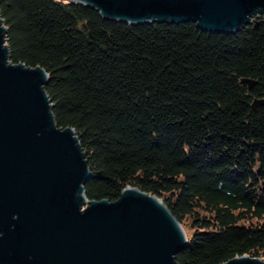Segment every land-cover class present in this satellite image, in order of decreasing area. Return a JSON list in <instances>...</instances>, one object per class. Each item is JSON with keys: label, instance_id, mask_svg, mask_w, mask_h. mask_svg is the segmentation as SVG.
<instances>
[{"label": "trees", "instance_id": "16d2710c", "mask_svg": "<svg viewBox=\"0 0 264 264\" xmlns=\"http://www.w3.org/2000/svg\"><path fill=\"white\" fill-rule=\"evenodd\" d=\"M0 14L9 59L48 73L56 123L86 153L89 200L157 195L189 239L176 264L264 259L263 16L210 32L67 0H0Z\"/></svg>", "mask_w": 264, "mask_h": 264}, {"label": "water", "instance_id": "95a60500", "mask_svg": "<svg viewBox=\"0 0 264 264\" xmlns=\"http://www.w3.org/2000/svg\"><path fill=\"white\" fill-rule=\"evenodd\" d=\"M67 1L131 24L193 21L210 32L264 17V0ZM6 31L0 14V264H176L189 239L157 195L127 186L116 200L87 198L86 153L75 130L56 123L48 73L10 60ZM221 264L264 259L242 255Z\"/></svg>", "mask_w": 264, "mask_h": 264}, {"label": "rangeland", "instance_id": "374dc122", "mask_svg": "<svg viewBox=\"0 0 264 264\" xmlns=\"http://www.w3.org/2000/svg\"><path fill=\"white\" fill-rule=\"evenodd\" d=\"M261 17H262V16H260L259 18H261ZM258 20H259V19H258ZM126 187H127V186H126ZM186 230L188 231L189 235L192 234V229L187 228Z\"/></svg>", "mask_w": 264, "mask_h": 264}]
</instances>
